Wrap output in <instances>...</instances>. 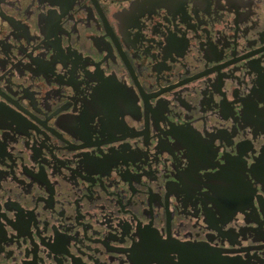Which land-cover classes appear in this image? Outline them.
Segmentation results:
<instances>
[{
	"label": "flooded vegetation",
	"instance_id": "af4514ba",
	"mask_svg": "<svg viewBox=\"0 0 264 264\" xmlns=\"http://www.w3.org/2000/svg\"><path fill=\"white\" fill-rule=\"evenodd\" d=\"M193 248L264 264V0H0V264Z\"/></svg>",
	"mask_w": 264,
	"mask_h": 264
},
{
	"label": "water",
	"instance_id": "95a60500",
	"mask_svg": "<svg viewBox=\"0 0 264 264\" xmlns=\"http://www.w3.org/2000/svg\"><path fill=\"white\" fill-rule=\"evenodd\" d=\"M183 250H187V249H183ZM206 254L203 253L202 251H200L199 249H194L193 248L191 256H194L195 259H196V256H197V259H196V261L193 262V264H207V262H205V259H206L205 255Z\"/></svg>",
	"mask_w": 264,
	"mask_h": 264
}]
</instances>
